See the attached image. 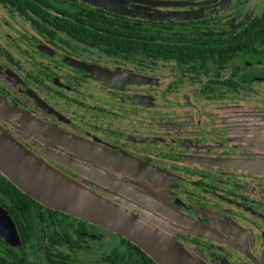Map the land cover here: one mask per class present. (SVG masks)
<instances>
[{
  "label": "flooded vegetation",
  "instance_id": "obj_1",
  "mask_svg": "<svg viewBox=\"0 0 264 264\" xmlns=\"http://www.w3.org/2000/svg\"><path fill=\"white\" fill-rule=\"evenodd\" d=\"M0 128L202 264H264V175L232 163L264 154V0H0ZM0 209V264H159L1 172Z\"/></svg>",
  "mask_w": 264,
  "mask_h": 264
},
{
  "label": "water",
  "instance_id": "obj_2",
  "mask_svg": "<svg viewBox=\"0 0 264 264\" xmlns=\"http://www.w3.org/2000/svg\"><path fill=\"white\" fill-rule=\"evenodd\" d=\"M7 116L14 124L30 126L35 134L50 136L57 142L71 141L65 132L29 119L21 111L14 110L11 114L8 112ZM256 142L264 148V136L258 138ZM77 149L78 153L80 149H82L81 153H86L84 147H77ZM87 151L86 157L99 156V153L91 155L88 149ZM232 163L264 175V154L237 159ZM134 167V172L138 175H144L147 172V167L146 170L144 167L136 165ZM0 172L22 192L40 203L104 226L132 240L159 264H202L148 221L134 216L125 205H119L95 193L44 163L2 128H0ZM140 196L145 197L141 193ZM0 217V230H8L14 236V226L1 209Z\"/></svg>",
  "mask_w": 264,
  "mask_h": 264
}]
</instances>
